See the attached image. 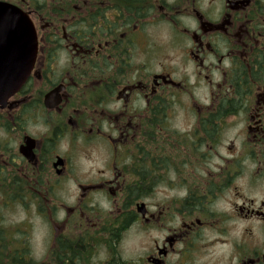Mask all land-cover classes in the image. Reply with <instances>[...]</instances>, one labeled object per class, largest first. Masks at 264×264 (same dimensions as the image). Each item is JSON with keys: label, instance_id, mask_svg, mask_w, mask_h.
<instances>
[{"label": "flooded vegetation", "instance_id": "1", "mask_svg": "<svg viewBox=\"0 0 264 264\" xmlns=\"http://www.w3.org/2000/svg\"><path fill=\"white\" fill-rule=\"evenodd\" d=\"M0 3L29 19L36 40L27 80L0 103L8 264L32 260L27 232L8 236L1 209L29 204L54 231L61 212L77 230L52 234L40 264H264V0ZM156 29L175 38L177 62L153 70ZM176 95L194 105L169 107ZM92 138L106 169L76 185L72 209L49 207L71 171L62 145Z\"/></svg>", "mask_w": 264, "mask_h": 264}, {"label": "rangeland", "instance_id": "2", "mask_svg": "<svg viewBox=\"0 0 264 264\" xmlns=\"http://www.w3.org/2000/svg\"><path fill=\"white\" fill-rule=\"evenodd\" d=\"M150 36L151 42L157 44V49L155 52V57L153 62L147 66L150 69H158L160 66H166L167 60H171L176 64L177 59H172L169 53L170 37L172 38V42L176 44V40L173 36L164 31V29H156L150 31L148 33ZM167 50V51H166ZM140 57L143 56L142 53H139ZM139 62V61H136ZM140 64V62H139ZM190 91L193 94V100H197L199 93H194L192 88ZM190 98H183V95H176L169 99L168 104L169 107H182V106H190L194 105L190 103ZM179 120V119H177ZM105 133V132H104ZM104 133L101 134V137L104 139ZM96 138H92L88 141V144L80 145L79 141H76L75 144H69L68 147L66 144H63L60 149V154L65 155L67 157H71L70 162V172L68 176L62 179L59 183L58 189L53 190V193L49 192V195L46 196L44 194L45 199L49 201L50 204L53 203H62L64 207L72 209L74 207V203L76 198L79 195V191L76 185H86L90 181H95L99 179L101 172L106 169V163L109 159V153L103 150L99 144V141H95ZM68 148V150H66ZM71 149V150H70ZM99 176V177H98ZM52 177V176H51ZM54 177V176H53ZM46 183V181H45ZM159 199L163 198L162 194L158 195ZM58 201V202H57ZM98 203V207L101 213H105L107 211V204L101 200V198L95 199ZM28 202L29 199H28ZM28 207V206H27ZM3 222L1 224L2 228L7 231V235H17L20 233H13L15 229H19L27 232V246L30 250V257L32 260V264H40L44 257L47 254L49 249L51 235L55 233L72 235L77 234L75 220L72 217H69V221L66 224L63 223V220L67 218L65 212H61L63 216L60 218L58 222V230L54 231V227L52 224L47 223L46 220H42L41 218L36 217V212L34 206L29 204L28 208H21L20 206L14 207L11 209H1ZM46 210V209H45ZM139 229H141L139 227ZM142 230V229H141ZM136 231V230H135ZM144 231V230H143ZM138 232V231H136ZM140 235H135L136 242L138 245L146 244L149 240L148 233L139 231ZM11 235V236H12ZM18 236V235H17ZM133 238L132 236H129ZM135 242V244H136ZM134 243V241H133ZM133 243H129L127 246L130 252H135L136 246L133 247ZM137 245V244H136ZM137 245V248H138ZM131 249H133L131 251ZM50 250V249H49ZM131 254V253H128ZM0 264H8L4 258L0 256Z\"/></svg>", "mask_w": 264, "mask_h": 264}, {"label": "water", "instance_id": "3", "mask_svg": "<svg viewBox=\"0 0 264 264\" xmlns=\"http://www.w3.org/2000/svg\"><path fill=\"white\" fill-rule=\"evenodd\" d=\"M0 50L7 53L0 62L2 103L25 83L36 54L35 33L31 22L23 13L3 3H0ZM50 95L51 93L46 95V98Z\"/></svg>", "mask_w": 264, "mask_h": 264}, {"label": "clouds", "instance_id": "4", "mask_svg": "<svg viewBox=\"0 0 264 264\" xmlns=\"http://www.w3.org/2000/svg\"><path fill=\"white\" fill-rule=\"evenodd\" d=\"M227 66V65H226Z\"/></svg>", "mask_w": 264, "mask_h": 264}]
</instances>
